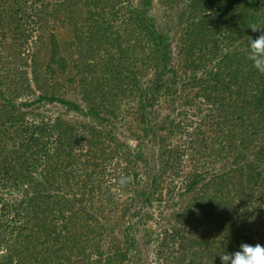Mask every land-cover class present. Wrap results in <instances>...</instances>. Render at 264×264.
Segmentation results:
<instances>
[{
    "label": "trees",
    "instance_id": "1",
    "mask_svg": "<svg viewBox=\"0 0 264 264\" xmlns=\"http://www.w3.org/2000/svg\"><path fill=\"white\" fill-rule=\"evenodd\" d=\"M132 1L0 0V264H138L143 207L166 191L179 207L162 264L264 245V75L246 59L264 0H168L187 22L177 58L153 0ZM38 102L81 117L34 115ZM139 131L154 168L122 137Z\"/></svg>",
    "mask_w": 264,
    "mask_h": 264
},
{
    "label": "rangeland",
    "instance_id": "2",
    "mask_svg": "<svg viewBox=\"0 0 264 264\" xmlns=\"http://www.w3.org/2000/svg\"><path fill=\"white\" fill-rule=\"evenodd\" d=\"M132 2L134 5L139 4L137 0H133ZM182 5V1L177 3L176 1L169 2L168 0H153V4L149 10V14L155 18L157 27L171 35V42L173 43L175 58L178 57L177 47L182 29L187 23L186 21L181 22L180 19V15L183 11ZM56 25V32L61 39H68L71 37V29L67 25L65 19L60 20V22ZM33 88L35 89L34 96L28 97L24 95L16 99V102L20 103L21 101H30L31 99L36 98L40 93V90H38L34 85ZM66 97L81 102V99L77 93L69 92L66 94ZM125 106L127 107L128 105L122 104L121 108L125 109ZM30 110L33 111L34 115L39 114L46 117L47 119H53L57 115L68 116L73 119L81 117L78 113H69L61 104L57 102H38L31 106ZM202 113L203 112L199 113L198 111L192 110L191 114H189V121H193L194 123L199 122ZM129 115L133 118L135 123L138 124V115L133 114L132 112H129ZM28 118L29 120L33 119L31 115H29ZM138 134L140 135V139L123 136V134L122 137L129 138V141L134 146L141 142L144 148V153L148 154V156L150 155L149 161L152 168H154L156 160L153 157V152H157L156 150H158V146H155V144L152 142L150 134L145 136L141 131H139ZM174 142L176 143L177 140L174 139ZM177 207H179V205L177 203L174 204V200L170 198L167 191L161 200H154L151 205L143 207L142 214L140 215L141 217L139 219L140 222L136 229V249L132 253L133 259H138V264H162L158 259V257H160L158 246L160 241H162L160 238L162 237V232L170 227L172 220L170 219L169 215ZM255 233H257V231H255Z\"/></svg>",
    "mask_w": 264,
    "mask_h": 264
},
{
    "label": "clouds",
    "instance_id": "3",
    "mask_svg": "<svg viewBox=\"0 0 264 264\" xmlns=\"http://www.w3.org/2000/svg\"><path fill=\"white\" fill-rule=\"evenodd\" d=\"M248 28L259 35L255 38L249 36L246 59L256 72L264 75V27L252 23ZM219 255L222 264H264V245L243 243L239 250L232 253L225 251Z\"/></svg>",
    "mask_w": 264,
    "mask_h": 264
}]
</instances>
